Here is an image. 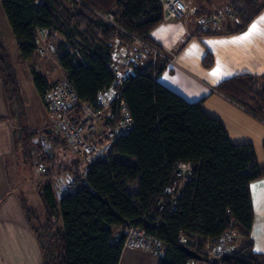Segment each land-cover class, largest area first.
<instances>
[{"label": "trees", "instance_id": "obj_1", "mask_svg": "<svg viewBox=\"0 0 264 264\" xmlns=\"http://www.w3.org/2000/svg\"><path fill=\"white\" fill-rule=\"evenodd\" d=\"M1 2L17 41L19 60L30 62L42 98L50 81L33 62L38 57L37 31L48 28L57 45L56 61L79 97L93 103L99 91L114 87L120 90L133 118V129L116 140L109 158L89 163L83 177L77 167L80 158L57 166L58 156L44 154L37 131H20L18 143L24 161L34 165L40 159L47 165L38 182L46 222L42 228L35 227L43 236L44 264H120L123 233L129 225L141 226L166 242L167 251L159 264H186L191 259L180 248L181 234L191 247L194 243L202 247L231 228L237 232L238 248L220 258L203 255V263L264 264V253L254 250L251 236L250 185L264 177V165L259 164L253 145L233 142L221 121L205 111L203 99L187 101L162 84L158 77L168 63L163 58L152 64V54L146 52V67H136L135 74L118 81L113 66L115 42L134 44L138 38L159 47L150 32L163 20L161 0ZM263 8L260 0H230L228 10L238 22L224 30H200L198 34L241 32ZM108 13L114 15V24L105 18ZM7 60L8 50L0 41V74L11 98L18 99ZM203 64L212 67L214 57L207 54ZM217 90L264 119V76L238 75L222 81ZM49 142L67 148L59 136ZM179 162L193 165L192 178L176 208L172 209L164 195L161 209L159 198ZM63 172L74 175H70L76 180L73 193H60L52 180ZM25 208L36 225L35 212L27 204ZM54 215L63 220V227L56 231L51 224Z\"/></svg>", "mask_w": 264, "mask_h": 264}, {"label": "crops", "instance_id": "obj_2", "mask_svg": "<svg viewBox=\"0 0 264 264\" xmlns=\"http://www.w3.org/2000/svg\"><path fill=\"white\" fill-rule=\"evenodd\" d=\"M229 2L188 0L189 9L184 18L161 22L150 32V38L170 56L158 80L187 101L203 99L205 111L221 121L231 140L238 144H252L259 164L264 165V119L217 90L222 81L238 75L264 76V21L260 20L264 17V8L241 32L198 34L201 30L198 15L225 11ZM236 22V19L226 17L217 30H224ZM254 23L258 24V31L241 39ZM115 45L120 55L113 66L120 80L135 74L136 67L148 64L149 57L135 44L117 41ZM207 54L214 57L210 68L203 64ZM58 69L62 70L59 65ZM61 73L64 78L63 70ZM4 84L0 74V264H44L43 236L35 229L37 225L39 228L43 226V212L33 210L37 216L35 225L27 214L24 193L18 188L23 177L20 167L26 165L18 143L20 131L24 128L17 119L22 111V101L19 95L18 99L11 98V92ZM48 125L38 130H45ZM250 186L254 210L251 236L254 250L264 253V177L253 180ZM35 189L38 191V184ZM160 260V256L150 252L126 249L120 264H159Z\"/></svg>", "mask_w": 264, "mask_h": 264}, {"label": "built area", "instance_id": "obj_3", "mask_svg": "<svg viewBox=\"0 0 264 264\" xmlns=\"http://www.w3.org/2000/svg\"><path fill=\"white\" fill-rule=\"evenodd\" d=\"M163 8L162 22L182 19L187 15L188 0H161ZM234 18L230 10L218 11L210 15L197 17L201 30L218 29L226 18ZM107 21L114 24V15H105ZM134 44L147 55L152 54L151 63L156 64L159 58L170 60V56L161 48L146 43L138 38ZM37 54L40 59L53 58L57 52V45L50 35L48 28H40L36 35ZM143 53L141 52V55ZM119 49L114 45L113 63L119 57ZM123 56H126L124 53ZM118 75V74H117ZM118 81L119 79L118 75ZM43 102L46 107L51 128L71 149L74 154L89 164L109 158L113 145L122 135L133 129V118L127 105L122 99L120 90L112 87L97 93L93 103L83 101L73 85L64 77L50 83L45 89ZM44 145L43 152L53 156V145L46 137L39 138ZM35 167L39 174L47 172V165L36 159ZM171 183L165 188L159 198L161 209L164 204V195L169 197L172 209H175L182 190L186 187L193 175V165L190 162H179L174 168ZM57 186V185H56ZM62 194L73 193L76 189V180L68 177L57 186ZM237 232L231 228L219 238L209 239L202 247L194 243L188 245L189 239L181 234L180 244L185 245L199 254L215 259L233 253L238 247L236 244ZM123 247L126 249L143 250L156 256H163L167 251V244L156 235L150 234L145 228L138 225H129L123 233ZM186 264H205L201 260L189 259Z\"/></svg>", "mask_w": 264, "mask_h": 264}, {"label": "rangeland", "instance_id": "obj_4", "mask_svg": "<svg viewBox=\"0 0 264 264\" xmlns=\"http://www.w3.org/2000/svg\"><path fill=\"white\" fill-rule=\"evenodd\" d=\"M0 40L5 45L8 50V65L13 71V82L18 90L20 99L22 101V111L19 113L17 119L18 123L22 124L25 129H30L37 131V136L40 138L46 137L47 139H53L57 136L55 132L49 133L46 130H38L41 127L49 124L50 119L44 106L43 99L34 83L33 77L30 73V62H23L17 57L18 47L17 41L13 34L10 23L7 19L5 10L3 8L2 2L0 0ZM55 41V40H54ZM39 58V57H38ZM36 58L33 62L34 67L40 72H48L45 76L50 82H55L56 79L60 80L63 78L62 70L58 69L56 63V57L49 59H38ZM7 65V66H8ZM47 68H49L48 71ZM53 72V73H51ZM51 73V74H49ZM53 145V144H52ZM53 152L58 156L55 162L57 166H66L71 160H77L78 157L74 152L66 147L60 146V149L53 145ZM75 160V161H76ZM77 163L78 169L80 168V174L83 177L84 172L87 169L88 164L85 161L79 159ZM131 163H135L134 158H130ZM21 176L22 181L19 183L18 188L20 193H24L23 196L26 200V204L36 210V212H43L42 222H46L45 216V203L42 196L35 189V185L40 182V175L36 173L37 168L34 165H30L26 162V165H21ZM70 175L74 176L73 173L66 172L59 175H54L52 180L58 186L63 180H66ZM34 184V188L32 187ZM136 188V187H135ZM38 190V189H37ZM34 208V209H33ZM53 231H56L57 227H63L62 217L59 215H54L52 223Z\"/></svg>", "mask_w": 264, "mask_h": 264}, {"label": "water", "instance_id": "obj_5", "mask_svg": "<svg viewBox=\"0 0 264 264\" xmlns=\"http://www.w3.org/2000/svg\"><path fill=\"white\" fill-rule=\"evenodd\" d=\"M180 248H181L182 250H184V251L189 255L190 258L197 259V260H201V261L204 260V258H203V256H202L201 254H199V253L196 252V251L191 250V249L188 248L187 246H185V245H181Z\"/></svg>", "mask_w": 264, "mask_h": 264}, {"label": "snow or ice", "instance_id": "obj_6", "mask_svg": "<svg viewBox=\"0 0 264 264\" xmlns=\"http://www.w3.org/2000/svg\"><path fill=\"white\" fill-rule=\"evenodd\" d=\"M261 21H264V17H260ZM258 31V24L254 23L251 25L250 29H249V33H246L244 37H241V39L247 38L248 35H250L251 33H255ZM215 74V73H213ZM261 249H257V251H260Z\"/></svg>", "mask_w": 264, "mask_h": 264}]
</instances>
